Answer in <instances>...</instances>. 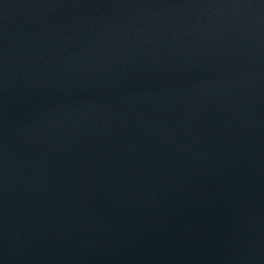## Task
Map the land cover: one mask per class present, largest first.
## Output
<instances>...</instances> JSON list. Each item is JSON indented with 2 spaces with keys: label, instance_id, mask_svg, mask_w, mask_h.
I'll return each instance as SVG.
<instances>
[{
  "label": "water",
  "instance_id": "obj_1",
  "mask_svg": "<svg viewBox=\"0 0 264 264\" xmlns=\"http://www.w3.org/2000/svg\"><path fill=\"white\" fill-rule=\"evenodd\" d=\"M0 264H264V0H0Z\"/></svg>",
  "mask_w": 264,
  "mask_h": 264
}]
</instances>
